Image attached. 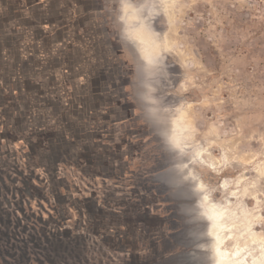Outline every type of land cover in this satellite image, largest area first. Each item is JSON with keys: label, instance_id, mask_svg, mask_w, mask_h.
Segmentation results:
<instances>
[{"label": "rangeland", "instance_id": "374dc122", "mask_svg": "<svg viewBox=\"0 0 264 264\" xmlns=\"http://www.w3.org/2000/svg\"><path fill=\"white\" fill-rule=\"evenodd\" d=\"M159 1L148 72L121 0H0V264L209 263L171 103L209 198L264 241V0Z\"/></svg>", "mask_w": 264, "mask_h": 264}, {"label": "bare ground", "instance_id": "6f19581e", "mask_svg": "<svg viewBox=\"0 0 264 264\" xmlns=\"http://www.w3.org/2000/svg\"><path fill=\"white\" fill-rule=\"evenodd\" d=\"M163 7L164 5L159 0H121L120 3L118 21L123 26V35L138 54V58L145 64L148 72H153L155 65L162 63L164 54H167L169 49L168 45L170 42H167L166 30H157L153 23L158 15H164ZM167 21L169 26L171 20L167 19ZM168 80H170L169 77H167ZM169 83L171 84L170 81ZM150 88L152 87L150 86ZM148 100L152 106L148 107V109L152 114H155L157 109L163 108L160 100L158 101L157 99L156 101L155 97L150 96ZM172 106H174L173 103L166 104L164 107L165 111L168 110V113L170 112V116L165 118L168 124L164 131L165 140L177 154L186 158V162L179 163L177 169L183 173L182 179L191 183L190 189L196 195V202L198 203L197 216L201 217L206 223L204 235L209 241L204 246L208 251V259L210 260L207 264H264V241L259 240L256 235H252L250 221L236 220L234 211L226 210L228 204L225 206L223 202L219 203V201L216 203L209 198L208 186L198 176L195 167L192 166L207 164L203 152L199 150L200 147L190 146L186 141V139L190 138L189 127L191 126L188 121L187 111L179 107L176 113L174 112L173 114ZM174 143L179 147H174ZM207 168L211 169L213 167L208 164ZM218 187L224 193L229 192L226 190L224 182ZM230 191V197H235V191ZM246 233H250V235L245 236ZM217 248L220 251L219 256L216 255Z\"/></svg>", "mask_w": 264, "mask_h": 264}, {"label": "snow or ice", "instance_id": "6c2138e0", "mask_svg": "<svg viewBox=\"0 0 264 264\" xmlns=\"http://www.w3.org/2000/svg\"><path fill=\"white\" fill-rule=\"evenodd\" d=\"M173 146H174V147H177V148L179 147V146H178V145H176L175 143L173 144ZM216 255H217V256H219V255H220V251H219V249H218V248L216 249Z\"/></svg>", "mask_w": 264, "mask_h": 264}]
</instances>
